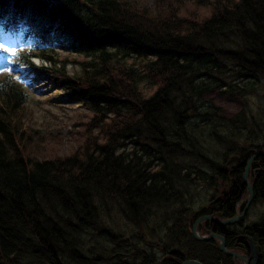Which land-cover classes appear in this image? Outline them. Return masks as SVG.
Instances as JSON below:
<instances>
[{
  "label": "trees",
  "instance_id": "obj_1",
  "mask_svg": "<svg viewBox=\"0 0 264 264\" xmlns=\"http://www.w3.org/2000/svg\"><path fill=\"white\" fill-rule=\"evenodd\" d=\"M153 9L0 0L6 30L82 56L70 74V62L35 54L61 64L55 82L91 113L74 154L31 157L27 96L10 75L0 79V264H233L192 225L245 207L246 162L264 150V0H156ZM214 92L237 110L207 102ZM232 154L241 160L228 164ZM254 165L253 204H264V156ZM239 223L240 232L198 228L240 254L250 235L264 264V216L247 230Z\"/></svg>",
  "mask_w": 264,
  "mask_h": 264
},
{
  "label": "rangeland",
  "instance_id": "obj_2",
  "mask_svg": "<svg viewBox=\"0 0 264 264\" xmlns=\"http://www.w3.org/2000/svg\"><path fill=\"white\" fill-rule=\"evenodd\" d=\"M135 1L146 2L149 8H152L153 13L155 12L153 8L156 0ZM0 45L7 46L11 54L15 51L18 57L20 55L24 58L26 55L24 52L30 48L25 43L22 33L12 36L11 33H4L1 29ZM58 52L54 58L70 62H66L69 73H79V66L72 62L82 60V56L74 53L68 54L64 51ZM11 60L9 55L7 58L0 59V75L4 72L14 73V70L19 69L21 76L26 77L25 81H22L17 78L20 74H15V77L17 76L16 78L23 84L28 96L27 102L21 110L23 131L26 138H29L27 142L24 141L26 153L40 160L65 158L74 154L83 144L84 125L91 119L90 111L83 103L67 96L63 90L59 89L52 79L53 74H49L48 69L42 66L34 69L18 68ZM141 88L148 95L154 92V88L147 83H142ZM206 100L229 111L237 110L235 102L218 92L211 93ZM252 209L242 224L244 227L254 225L264 216L263 204L254 205ZM198 232L200 233L199 228ZM261 258L262 253H260L259 264H261Z\"/></svg>",
  "mask_w": 264,
  "mask_h": 264
},
{
  "label": "bare ground",
  "instance_id": "obj_3",
  "mask_svg": "<svg viewBox=\"0 0 264 264\" xmlns=\"http://www.w3.org/2000/svg\"><path fill=\"white\" fill-rule=\"evenodd\" d=\"M19 13H18V11H16L15 12V16H17ZM0 25H2V23L0 22ZM6 33H11L12 34V36H15V32H10L9 30H6ZM26 43V42H25ZM27 44V43H26ZM21 45V44H20ZM20 45H18V46H20ZM64 44L63 43H61L59 46L57 45V44H52V45H41V46H38V47H35V48H33V47H30L29 49H27V51L29 52V54H32V55H35L36 53L37 54H42V53H49V55H52L53 56V54L55 53V52H58V51H61L60 50V47H62ZM36 52H34V51ZM33 57H35V59H36V61L37 62H41V61H43V60H45V59H43L42 57H40V55H39V57L40 58H42L43 60H41L39 57H37L36 55L35 56H33ZM262 151V150H261ZM264 151V150H263ZM264 156V155H263ZM263 156H260V157H263ZM260 157H258L256 160H254L252 163H250L249 164V161H247L246 162V166H245V169H244V174H243V177H242V179H243V182H244V184H245V186H246V192H245V195H246V198L244 199V203H245V207H243L242 208V210H237V212L235 213V215H234V217L233 218H230V219H224V213H218V212H216V213H214V216H213V214H204L203 216H201V217H213L214 219H216L217 221H228V222H230V224H225V225H222V224H218V225H221V226H224V227H229V228H231V229H234V230H236V231H238V232H240L236 227H235V225L236 224H238L240 221L242 222V224L245 222V219H246V217L248 216V214H249V212L250 211H252L253 209H252V207L254 206V204H253V202H254V197H255V191H256V188H255V184H256V179L254 178V176H253V172L254 173H256V171L258 170V168H256V166L254 165V163L260 158ZM241 160V158H240V156L238 155V154H232V156H231V158L229 159V161H228V164H232L234 161H237V162H239ZM244 177H246V181H245V179H244ZM252 199L251 200V202L249 203V199ZM264 205V204H263ZM242 214H245L244 215V217H242V218H240V219H238L237 221H236V223H232V221L231 220H235V218L236 217H238V216H241ZM264 215V214H263ZM200 217V218H201ZM221 219H223V220H221ZM206 221H210V219H204V220H202L201 221V223H203V222H206ZM196 222H197V220L196 221H194V223H193V225L192 226H194L195 224H196ZM211 222H213V221H211ZM200 223V224H201ZM215 223V222H214ZM215 224H217V223H215ZM240 224V223H239ZM243 226V225H242ZM198 227H199V225H198ZM250 226H246V227H244L243 226V228H244V230H247L248 228H249ZM258 228V227H257ZM210 234H213L211 231H208L206 234H201L202 236H208V235H210ZM214 234H216V235H219L220 237H222L223 238V241H224V243H225V245H226V241H227V239L225 238V236H223L222 234H218V233H214ZM251 237L250 235H246L245 237H244V239H245V241L246 242H248V239H247V237ZM215 240H217L218 241V243H219V246H220V244H221V240L219 239V238H214ZM211 241V240H210ZM206 242H208V241H206ZM248 248V247H247ZM226 249H227V247H226ZM219 250H220V248H219ZM228 250V249H227ZM221 251V250H220ZM228 251H232V250H228ZM222 252V251H221ZM232 252H234V251H232ZM224 253V252H223ZM237 253V252H236ZM226 254V253H225ZM237 254H239V255H242L243 257H244V260H246L247 262H248V264H252L253 263V260L251 259V257L249 256V254H250V250L248 249V251H246L244 254H240V253H237ZM227 255V254H226ZM229 256V255H228ZM231 257V256H230ZM233 258V257H232ZM244 260H240V259H238V258H233V264H246L245 263V261ZM188 261H190V260H188ZM185 262H187V261H185ZM185 262H183L182 264H184ZM258 264H259V262H258Z\"/></svg>",
  "mask_w": 264,
  "mask_h": 264
},
{
  "label": "water",
  "instance_id": "obj_4",
  "mask_svg": "<svg viewBox=\"0 0 264 264\" xmlns=\"http://www.w3.org/2000/svg\"><path fill=\"white\" fill-rule=\"evenodd\" d=\"M264 155V151H259L257 152L250 160H249V164L252 163L254 160H256L258 157L263 156ZM245 181H246V177H244ZM251 198L249 199V203L251 202ZM245 214H242L241 216H238L235 218V220H231L232 223H236V221L242 217H244ZM204 219H210V221H213L217 224H230V222L228 221H217L216 219H214L213 217H201L197 220L196 224L193 226V235L196 239L200 240V241H210L214 238H219L221 240V244L219 246L220 250L224 253H226L227 255L235 258H238L240 260H244V257L242 255L237 254L236 252H232V251H228L226 249V245L223 241V238L220 237L219 235L216 234H210L208 236H202L199 232H198V225L201 223L202 220ZM248 239V248L250 250V254L249 256L251 257V259L253 260L252 264H258L259 260H260V250L258 248V246L256 245L254 239L252 237H247ZM246 264H248V262L246 260H244ZM184 264H201L198 261H187Z\"/></svg>",
  "mask_w": 264,
  "mask_h": 264
},
{
  "label": "flooded vegetation",
  "instance_id": "obj_5",
  "mask_svg": "<svg viewBox=\"0 0 264 264\" xmlns=\"http://www.w3.org/2000/svg\"><path fill=\"white\" fill-rule=\"evenodd\" d=\"M247 247H248V242H247Z\"/></svg>",
  "mask_w": 264,
  "mask_h": 264
},
{
  "label": "snow or ice",
  "instance_id": "obj_6",
  "mask_svg": "<svg viewBox=\"0 0 264 264\" xmlns=\"http://www.w3.org/2000/svg\"><path fill=\"white\" fill-rule=\"evenodd\" d=\"M0 47H2V46H0Z\"/></svg>",
  "mask_w": 264,
  "mask_h": 264
}]
</instances>
